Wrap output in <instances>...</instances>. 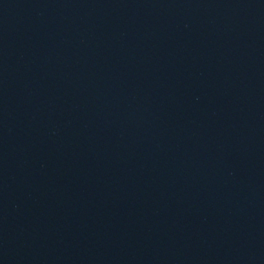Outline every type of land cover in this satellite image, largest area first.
<instances>
[{
  "label": "water",
  "instance_id": "1",
  "mask_svg": "<svg viewBox=\"0 0 264 264\" xmlns=\"http://www.w3.org/2000/svg\"><path fill=\"white\" fill-rule=\"evenodd\" d=\"M0 264H264V0H0Z\"/></svg>",
  "mask_w": 264,
  "mask_h": 264
}]
</instances>
